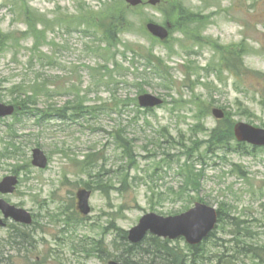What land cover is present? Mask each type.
<instances>
[{
  "label": "rangeland",
  "instance_id": "374dc122",
  "mask_svg": "<svg viewBox=\"0 0 264 264\" xmlns=\"http://www.w3.org/2000/svg\"><path fill=\"white\" fill-rule=\"evenodd\" d=\"M144 1L138 10L121 8L131 26L109 44L115 21L107 6L120 0H0V102L12 104V88L37 79L45 91L36 92L32 111L48 114L0 121V148L13 143L22 151L20 158L0 157V181L12 167L20 177L5 199L34 216L29 227L9 222L19 227L13 241V229L0 228L4 264H108L100 241L114 254L119 230L130 231L149 213L180 215L198 202L221 210L217 238L232 239L233 216L264 246V148L239 143L234 128L228 148L210 143L220 122L264 130V0ZM27 20L46 34H31ZM149 22L171 24L169 41L152 37ZM143 94L164 104L142 109ZM78 95L94 115H75ZM214 109L225 118L216 119ZM123 128L126 148L111 135ZM35 148L49 158L46 169L31 164ZM190 173L200 176L197 191ZM82 189L91 192L86 217L77 205ZM175 244L186 253L184 239ZM212 245L209 258L218 253ZM230 260L264 264L241 255Z\"/></svg>",
  "mask_w": 264,
  "mask_h": 264
},
{
  "label": "trees",
  "instance_id": "16d2710c",
  "mask_svg": "<svg viewBox=\"0 0 264 264\" xmlns=\"http://www.w3.org/2000/svg\"><path fill=\"white\" fill-rule=\"evenodd\" d=\"M108 12L106 15L112 16L111 19L115 21V25H112L110 28V35L107 37L109 44L117 42L118 35L124 34L126 30L130 27L129 20L125 18V10L127 6L125 5L123 0H120V6L108 5ZM121 8H125V10H121ZM29 15V13H26ZM29 24V32L34 35H45L46 31L40 32L37 30V25L32 23L31 20H27ZM117 22V23H116ZM120 28V29H118ZM0 36L1 33H0ZM6 36L0 37V41L4 40ZM160 60V59H159ZM161 66V65H158ZM34 84V85H32ZM40 80L29 83L27 87H24L25 83H20L15 85L12 89L13 94V103L17 106L18 115H25L38 118V120H43L44 117L48 114L44 112L34 113L32 109L37 108V104L35 101L36 92L41 93L45 91V86H41ZM30 88V89H29ZM83 100L80 99V96H77L76 105L73 108L76 111V115L78 118H84L87 115H94L96 113L95 109L92 108L90 110V106H83ZM56 116L64 117L61 115L60 110H56ZM122 112V111H121ZM53 116V113H50ZM26 116V115H25ZM16 120H21L19 116H16ZM10 127H13L10 126ZM233 123L225 126L220 122L219 125L212 131L210 135L211 144H217L216 147L225 146L228 148V141L233 138ZM126 130L117 129L116 132H112V136L115 139V142L121 145L123 148H126L127 135L124 136ZM197 144V142H195ZM3 148H0V157L4 161H9L15 159L17 157L20 158L22 154L21 148L18 146L3 143ZM242 146V145H240ZM222 148V147H221ZM129 150V149H128ZM88 158L85 161V164L88 162ZM16 167H12L11 170L14 174L18 173V169ZM200 177V176H199ZM193 174H188L187 182L191 184V188L193 191H197L200 186V178ZM188 186L182 188L184 191H187ZM88 188H90L88 186ZM191 188L189 191H191ZM188 191V192H189ZM230 222V227H232L233 231L231 233L232 239L226 241L223 238H217L215 232L212 233L208 239H206L199 246H190L187 245L186 253L184 249L180 247V245L175 244L173 241L163 240L158 237L149 235L147 236L143 242L132 245L128 242L127 232L119 230L117 233V237L113 244V253H106V249L103 247V242L99 243V252L103 256V260L115 259L124 264H234L233 261L230 260V263L226 262V259H234L237 256H242L243 259L250 258L256 263V261L264 260V246H260L255 243V237L253 231L244 226L246 221H242L233 216H228ZM219 223H224V217L219 209ZM15 236H18V233L13 230ZM20 238L25 239L24 236H20ZM218 240V242H216ZM212 242V248L218 250L216 255H212L209 258L208 252L210 250L209 244ZM223 242H228L230 245H225ZM105 257V258H104ZM209 261V263H207Z\"/></svg>",
  "mask_w": 264,
  "mask_h": 264
},
{
  "label": "water",
  "instance_id": "95a60500",
  "mask_svg": "<svg viewBox=\"0 0 264 264\" xmlns=\"http://www.w3.org/2000/svg\"><path fill=\"white\" fill-rule=\"evenodd\" d=\"M132 6H138L142 0H126ZM159 0H151L152 5H156ZM149 31L161 40L168 38V30L156 24L148 25ZM139 104L143 108H155L163 104V100L151 95L144 94L139 97ZM15 112V107L0 103V118L11 116ZM213 115L217 119L224 118L225 114L220 109H214ZM235 136L240 142H248L254 146H264V130L253 126L239 123L234 129ZM32 164L35 167L45 169L48 165V159L44 152L40 149L33 150ZM18 184L16 176L6 177L0 183V193L12 194L15 192ZM91 192L81 190L77 197L79 199V209L84 215H88L91 211L89 206V198ZM0 210L5 215V218H13L15 221L31 225L33 220L29 212L24 209H19L10 205L5 200L0 199ZM218 222V212L215 208L202 203H197L194 208L189 211L171 217H162L157 214H147L141 218L139 224L129 232V241L137 244L140 243L148 233L164 239L176 240L185 238L190 245H198L206 239L209 234L216 228ZM0 225L4 226L3 220H0ZM109 264H122L116 261H111Z\"/></svg>",
  "mask_w": 264,
  "mask_h": 264
}]
</instances>
